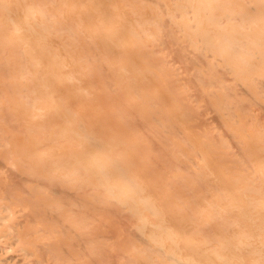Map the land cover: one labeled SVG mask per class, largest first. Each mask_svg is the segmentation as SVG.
<instances>
[{"label": "bare ground", "instance_id": "obj_1", "mask_svg": "<svg viewBox=\"0 0 264 264\" xmlns=\"http://www.w3.org/2000/svg\"><path fill=\"white\" fill-rule=\"evenodd\" d=\"M153 1L158 8L151 7L145 22L129 20L131 35L121 32L127 15L119 1H109L110 9H105L103 3L93 7L80 0H18L16 7L11 0H0V70L8 87L0 86L6 101L0 104L6 110L0 112V146L7 152L0 154V264H141L134 252L146 255L151 264H264V159L258 153L264 146L255 139L264 142L258 117L264 116V0ZM74 9L76 15H70ZM145 23L158 25V30ZM52 34L67 49H85V54L71 53L74 60L88 59L85 73L78 76L75 69L60 68L67 57L48 50ZM143 34L161 39L175 55L204 61L192 76L205 87L198 93L189 89V95L206 96L221 112L230 137L236 130L223 114H235L236 106H242L249 113L244 125L254 127L255 137L248 135L257 160L242 151L247 137L230 142L239 146L234 155L223 154L220 150L229 141L222 134L211 139L213 144L211 133L198 136L176 120L179 107L158 85L161 75L154 71L158 76L150 77L136 63L137 47L146 44ZM94 70L104 74L111 92L126 104L115 102L111 111L132 124L133 107L145 134L134 131L126 137L122 128L107 121L110 112H103L102 100L88 111L84 98L94 95L88 83H79ZM166 70L171 72V67ZM65 78L83 95L78 107L73 102L76 88L65 93L57 85ZM171 86L180 96L188 95ZM112 93L103 101H116ZM13 104L30 110L19 116ZM199 105L203 103L192 106L198 111ZM148 113L156 123L147 120ZM172 134L192 154L176 146ZM64 143L65 151L56 155L55 147ZM178 152L197 168L189 167ZM216 155L230 163L216 164ZM137 159L152 166V178L138 170ZM235 161L243 164L232 171ZM163 162L184 171L167 174ZM57 167L66 173L61 176ZM17 185L22 194L16 193ZM46 189L52 193L39 195ZM165 194L175 195V203H167ZM254 211L260 213L258 222ZM101 223L111 224L110 229L103 232ZM187 224L196 227L190 230ZM234 225L241 230L235 231ZM198 232L204 235L201 242ZM258 238L260 244L254 241ZM203 243L210 246L202 249Z\"/></svg>", "mask_w": 264, "mask_h": 264}, {"label": "rangeland", "instance_id": "obj_2", "mask_svg": "<svg viewBox=\"0 0 264 264\" xmlns=\"http://www.w3.org/2000/svg\"><path fill=\"white\" fill-rule=\"evenodd\" d=\"M18 0H11V3L13 4L14 7H16ZM109 1H119L120 5H121V9H122V13H124V16L127 15V17H125L124 20V27H122L121 32H124L126 34H130L133 35L132 31L130 30V21H133L134 23H136L137 19H140L141 21L145 22V17H150L152 10L151 7L154 6L155 8H158V4L156 2H154L153 0H108ZM80 2L85 3L83 0H80ZM47 4L50 6V8L55 9V4H52L50 1L47 2ZM109 4V3H108ZM129 4V5H128ZM94 7V6H93ZM105 9H110V5L109 7H106ZM76 9L72 10V12L70 13V15L75 16L76 15ZM126 13V15H125ZM23 14V11H22ZM21 17V16H20ZM94 18V17H93ZM96 18V17H95ZM99 23H102L99 22ZM137 25V24H136ZM145 27H148L150 29H154V30H158V25L154 24V23H145L144 24ZM163 33V32H161ZM143 37H146L145 39H143V41L146 43L143 45V47L147 48L149 53H146V51L144 50V48H140L137 47V49L140 50V54L135 56V60L136 63L138 65H140L141 67L146 69V73L148 76H154L155 74L158 76L161 75V81L159 82L157 80V83L159 86H161L162 88V92L165 93V95L168 94V96H172L173 97V101L178 105L179 110L178 113L175 115L176 120L182 123L183 126L191 128L192 130L195 131V133L198 136L201 137H205L207 136L205 133H211V137L209 136L210 140L211 139H215L216 134H222V136L227 139L229 141V146L224 147L222 146L220 153L223 154H230V155H234V151L239 150V146L236 143L235 144H230V142L236 138H243L245 139L247 137V141L246 143H242V151L245 152L246 154L248 153V155L250 154V160L256 159L257 157L252 156L251 155V144L249 143V135L248 132L252 133L253 137H255L254 135V127H252L251 125L245 126L244 124H247L248 119H249V113H247L244 108L242 106H239V104L236 106V113H227V114H223L224 115V120L231 126H233L235 128V135H233L232 137H230L229 135L225 134V126H223L222 124V118L220 116V113L217 112L211 105L210 103H208L206 96L204 95H189V89L190 92L192 93L193 91H195V93H198L197 90L199 91V87H205L203 83L198 84L199 82H201L200 78H196L193 75L194 69L196 68H201L205 66L204 61L198 57V56H193V59L189 58V57H180V55H175L173 50H170L168 47H166L164 45V42L161 39H158L156 41H154L150 36L143 34ZM49 42L50 44L48 45V47L50 49H48L49 51H51V53L53 52H60L61 55L66 56L67 57V64L64 66H60L61 69L65 71H69L71 69H75V72L78 76L82 75L83 73H85L84 71H87V68L90 67V64L88 62V59H82V60H74L72 58L71 53L75 56L79 55V54H85V49L79 46H73L69 49H67L66 47L63 46V40L59 37L56 36L54 34H52L49 37ZM179 41H181V37L179 38ZM171 44L173 43L172 41H170ZM155 43H158L159 50L160 52H157V48L154 47ZM140 46V45H139ZM187 47V46H186ZM185 46L183 47V49H187ZM92 51V50H91ZM186 51V50H185ZM163 54V55H162ZM51 55V54H49ZM59 56V57H62ZM166 57L169 59L168 60H163V58ZM166 66L171 67V72L166 70ZM154 71H156L157 73H155ZM3 70H0V86L2 89H8V87L4 84V76L2 74ZM110 72V70H109ZM119 76L116 75L114 80L118 81ZM94 81V82H93ZM88 83L90 85L91 91H92V95L90 98L85 99L84 101L86 102L85 105H87L88 111H92V107L94 106H98L100 103L99 101L104 103L105 106V110L103 111L105 114L106 112H110L109 116H107V121L109 123H114V125H118L120 128L123 129V133H125L126 137H128V135L130 134H135L134 131L137 132V134L139 133H144L145 134V130L143 129V127L139 126L137 123V117L138 114L136 112V110L132 107L131 108V112L129 113L130 118L133 119V121L131 122L132 124H130V122H128L127 120H125L123 117H121L119 114H117L116 112L111 111V108L113 106V104L115 102H118V104L120 105H126L123 101V99L117 95L116 93H112L110 88L107 86L106 84V77H104V74H102L100 71L98 70H94L91 74H88L87 78L84 79V81H81L79 84H86ZM171 84H176L177 87L185 90V92L188 93V95L185 96H180V94L174 89V87L171 86ZM59 89L61 90V92H67L68 88L70 87H75L74 85H72L71 83H69V81L65 78L63 79L60 83H57ZM100 85H104V88H100ZM208 87L210 89L214 88V83L209 82L208 83ZM76 89L75 91V99L73 100V102L75 103V106H79L80 100H83L81 93L79 92L78 88L75 87ZM101 92V94H96V92ZM114 94L118 99H116V101L112 102V101H103V98H110L109 95ZM212 98V97H211ZM16 99H19V96L16 97ZM111 100V99H109ZM213 100V99H212ZM186 101V102H185ZM5 99L3 97H0V104L3 105L5 104ZM191 103V104H188ZM203 106H200V110L196 111L192 105H198V104H202ZM206 104V105H205ZM16 107V113L20 116L21 113L24 112H29V110L26 108L25 105H21L18 106L17 104H13ZM0 112L1 113H5V107L4 106H0ZM261 117V123L264 125V116L260 115V113L258 114V117ZM29 117V116H28ZM147 120H149L152 123H156L155 118L151 115V113H148L147 115ZM249 124V123H248ZM8 126V123L6 122V124ZM60 127V126H59ZM204 132V133H203ZM156 133V132H155ZM156 136L158 138H160V140L162 141L161 135L160 134H156ZM173 139H175V145H179L183 151H185L188 155L192 154V150L189 147V145L183 141L182 139H180L178 136H176V134H172L171 135ZM34 135H31V138H34ZM141 139L148 145V137L146 135H142ZM256 142L259 146H264V142L258 138H255ZM211 142L213 144H215L214 140H211ZM255 142V144H256ZM157 143V142H156ZM234 143V142H233ZM66 144H61L57 147H55V151H56V155H60L61 152H64L66 149ZM125 146V144L120 145V147ZM241 150V149H240ZM258 153L260 155V157H262L264 159V149L260 148L258 149ZM0 154L7 156V152L5 150L4 147L0 146ZM26 159H28L26 156ZM178 157L181 158L183 161H186V164L189 167H192L194 169L197 168V166L190 160V158L185 157L182 155L181 152H178ZM175 160V157H171ZM7 161V162H6ZM5 162L3 161V163H8V160H6ZM214 161L217 164H224V165H228L230 163V160H226L223 161L220 156L216 155L214 157ZM257 162V161H256ZM136 163L138 164V170L142 173V170L145 171V174H147V179L152 178L151 174H150V170H149V166L151 165H146V166H142V164L140 163V159H137ZM236 165L231 166V170L233 171L235 170H239V165L241 166L243 164L242 161H235ZM9 164V163H8ZM257 164V163H256ZM152 167V166H151ZM163 167L165 169V171L167 172V174H177L180 172H183L184 170L179 167L177 164L171 162L170 164L167 162H163ZM162 167V168H163ZM36 168L42 172L44 169L42 167V165H37ZM18 169H21V166L19 165ZM161 168H157L155 170H158ZM242 169H245L242 167ZM58 170V174H60L61 176L64 175V173H66L67 169L66 168H62V167H57ZM250 175V174H249ZM154 177V176H153ZM165 177H163L162 179H164ZM93 179V178H92ZM95 180V179H93ZM242 181V180H241ZM28 184H33L32 181H29ZM15 190L17 194H22L23 191L22 189L17 185L15 186ZM47 192H43V193H39V195H50L52 193L51 190L46 189ZM182 194V193H181ZM256 194V193H255ZM258 195V194H256ZM164 196V195H163ZM164 200L171 204L175 203V201L177 200L175 195H167L165 194L164 196ZM259 215L260 213L258 211H254L253 212V216L257 217V222L259 221ZM111 217V215H109ZM256 222V223H257ZM99 223V221H98ZM253 222V228L254 230L258 231L259 227L258 224H256ZM102 225H100V228L102 229L103 232H107L110 229V225L111 224H107V225H103V223H101ZM187 227L192 230L194 227H196L195 225L193 226L192 224H187ZM233 228L235 229V231H240L241 227L234 225ZM152 230V228L148 227L147 231L150 232ZM233 232V231H232ZM262 232V231H261ZM119 235L118 232L115 233V235ZM196 237L198 239H200V242L204 239L203 238V234L201 233H196L195 234ZM134 239L136 240V243L139 246H142V243L140 241H138L137 238L134 237ZM256 244H260V239H255L254 240ZM213 243H217V241H213ZM202 249L207 248L208 246H210V244H201L200 245ZM134 254L137 255V258L139 260V262H141V264H151L150 262H148L145 258L147 257L146 255L140 256V254L138 252H134ZM154 255L157 256V253L154 252Z\"/></svg>", "mask_w": 264, "mask_h": 264}, {"label": "crops", "instance_id": "obj_3", "mask_svg": "<svg viewBox=\"0 0 264 264\" xmlns=\"http://www.w3.org/2000/svg\"><path fill=\"white\" fill-rule=\"evenodd\" d=\"M88 5H93L96 7H100V5L103 3L104 7H109L108 0H83ZM139 49H137V55L140 54L138 52Z\"/></svg>", "mask_w": 264, "mask_h": 264}]
</instances>
